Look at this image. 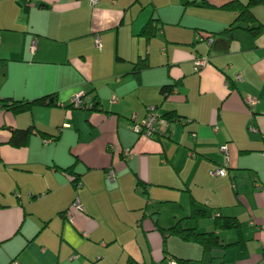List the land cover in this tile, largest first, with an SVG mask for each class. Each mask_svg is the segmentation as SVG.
I'll return each instance as SVG.
<instances>
[{"label": "crops", "instance_id": "1", "mask_svg": "<svg viewBox=\"0 0 264 264\" xmlns=\"http://www.w3.org/2000/svg\"><path fill=\"white\" fill-rule=\"evenodd\" d=\"M184 1L0 0V264H264V32L244 30L264 25V6L256 24L219 35L238 15L221 9L232 0ZM152 19L159 30L147 41ZM198 56L209 64L196 73ZM79 92L98 108L68 107ZM53 96L56 106L9 108ZM150 106L179 117L168 135L133 132ZM28 127L47 137L10 145L12 130ZM219 167L228 174L210 176ZM250 180L255 197L244 193ZM192 201L207 213L198 232L215 230L216 213L241 227L218 231L221 246L207 253L169 235Z\"/></svg>", "mask_w": 264, "mask_h": 264}, {"label": "trees", "instance_id": "2", "mask_svg": "<svg viewBox=\"0 0 264 264\" xmlns=\"http://www.w3.org/2000/svg\"><path fill=\"white\" fill-rule=\"evenodd\" d=\"M184 7L188 6H197V7H203V8H214L212 5L208 4L207 1H201L197 3L196 1H190L185 0L183 3ZM257 6H264V0H249L247 3H243L239 0H232L228 2L227 4L221 6V9L227 10L229 12H237L238 15L234 22L229 26V28L225 29L224 31L220 32L219 35L227 34L228 32L233 31L234 29L240 28V24H246V25H252L256 24L258 22L257 18L255 17L253 13V9ZM159 24L160 21L156 19L150 20L146 26L143 28L141 32V36H144L147 41H150L152 38H154L159 30ZM248 34L257 36L264 32V25L262 24H256V26L245 28L244 29ZM6 64V60L0 59V69L4 68ZM149 66L148 59H138L134 63V73L139 74L143 69L147 68ZM174 88L173 85H166L162 87V94L164 96H168L172 89ZM48 97H42L37 98L33 101H14L10 104L9 108L12 109V111L15 114H21L27 111H30L35 106H56L55 97L53 96V99L50 101ZM92 107L88 109H96L98 108V104L95 100L91 101ZM68 107H73L72 104ZM169 123L179 121V117L176 113H168L166 115H163ZM32 135H41L43 137H47L45 134L41 133L40 131L36 130L34 127H28L26 129H15L12 130V135L10 138V145L13 147H24L30 137ZM221 168V167H219ZM218 168H215L210 171L211 172L216 170ZM68 176L72 177V183L75 185L78 183V179L75 178V173L73 170L68 169L64 171ZM213 177V176H212ZM207 217V213L204 210L199 209L195 202L192 201L191 206V212L190 215L187 217L182 218L179 220L174 226H172L168 233L171 236H175L180 238L182 241L190 242L199 244L202 246L204 252H209L212 249L221 246L220 240L218 237V231H224V230H234L241 227L242 223L234 217H222L220 214L217 215L216 213V220H215V230L213 232H206V233H200L198 232V225L201 219H204ZM177 261L180 264H188L190 260H184V259H177ZM127 264H143L139 263L133 258H129L127 261Z\"/></svg>", "mask_w": 264, "mask_h": 264}, {"label": "built area", "instance_id": "3", "mask_svg": "<svg viewBox=\"0 0 264 264\" xmlns=\"http://www.w3.org/2000/svg\"><path fill=\"white\" fill-rule=\"evenodd\" d=\"M27 3H31L36 0H26ZM92 5H95L98 3V0H90ZM36 39H33L31 50L32 52L36 49ZM213 42L212 39L209 40V44L211 45ZM95 44L96 47L101 49V40L99 36H96L95 38ZM209 64V59L207 57L198 56L194 59V71L196 73H199L201 70H203L207 65ZM236 81H241V76L236 75L235 77ZM115 102V99L113 100ZM246 102L249 106H254L258 102L253 97H247ZM72 106L77 109H88L92 107V103L90 100L86 99V95L83 92H79L76 94L72 101ZM169 121L163 117L162 114L159 113L156 107L150 106L147 108V114L145 118L141 122H136L135 117L132 118V130L135 134L141 136H147L150 138L157 137V136H166L168 135V127H169ZM221 151L225 154L226 159L228 160L229 154H228V146L222 145ZM123 156L126 158H131V150L130 149H124L122 152ZM228 174V170L225 167L218 168L211 172V175L213 177H224ZM115 171L113 169L109 170L107 172V177L110 182H113L115 180ZM73 207L75 209L82 210V205L80 203L79 198H76V200L73 203ZM218 215V213H217ZM67 217L72 218L71 210H68ZM78 256H73L74 258H77ZM16 264V263H12ZM171 264H175L174 262H171Z\"/></svg>", "mask_w": 264, "mask_h": 264}, {"label": "rangeland", "instance_id": "4", "mask_svg": "<svg viewBox=\"0 0 264 264\" xmlns=\"http://www.w3.org/2000/svg\"><path fill=\"white\" fill-rule=\"evenodd\" d=\"M249 184V185H248ZM247 186L244 187V193L247 194L249 197H255V189L252 186V182L251 180L249 181V183L246 184ZM232 193H233V188L231 189ZM257 190V189H256ZM162 216L164 217H169L170 214V210L172 207L171 204H163L162 205ZM75 209V207H73Z\"/></svg>", "mask_w": 264, "mask_h": 264}]
</instances>
